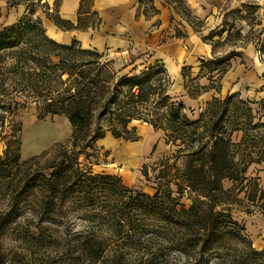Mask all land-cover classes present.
Wrapping results in <instances>:
<instances>
[{"label":"rangeland","instance_id":"1","mask_svg":"<svg viewBox=\"0 0 264 264\" xmlns=\"http://www.w3.org/2000/svg\"><path fill=\"white\" fill-rule=\"evenodd\" d=\"M89 1H86L82 9L88 14L82 15L78 26L92 25L95 22V16L88 8ZM143 1L146 3V0ZM241 1L234 6H228L229 3L226 1L216 17L207 25L202 20L195 23L196 30L201 31L205 28L206 35L203 39L211 44L214 54L209 62L202 65L197 77L191 79L190 69L182 70L184 87L191 98H196L206 88L202 86L201 78H203L201 81H204L206 77L208 79L213 77V83L208 84L207 88L219 92L220 72H225L242 58L244 50L249 49L251 52L253 49L252 54L255 53L257 60L264 63V0H260L259 4L255 0ZM0 3L7 8L4 0H0ZM34 3L36 6L33 19L41 20L43 27L47 24L46 20L57 17L59 0H51L50 4L48 0H34ZM24 11V5L6 9L4 18L0 20V24H5L0 26V30L9 25L6 21L10 14L16 16L13 20L15 22ZM28 24L26 21L20 24L23 34L26 33ZM45 35L49 37L46 30ZM104 54L103 59L109 61L117 71V81L124 75L131 78L143 71L142 63L140 65L137 62L135 69L133 67L132 70V66H122L110 54ZM5 69V63L0 62V87L2 85L0 93H3L0 98L4 105L8 103L10 96L14 95V86L10 79L2 84L1 79L9 76ZM213 71L215 74L212 75ZM63 78H66V75H63ZM144 80L142 82L144 92L139 99L146 101L137 99L133 101L132 98L127 106L129 116L125 117L128 119L126 125L120 121L118 116L120 110L113 105L106 116L94 120L91 131L88 132L89 136L88 133L86 135L89 145L79 155L80 167L97 177L111 175L117 178L95 182V186L97 184L100 186L95 188L99 198L94 206L82 207L81 202L72 199L70 202L66 201L57 211L47 212L42 205L40 193L34 197L31 194L25 202H18L16 194L25 189L22 185L26 186V183L16 185V189L12 190L8 188L9 178L0 176V264H106L117 259L121 253L124 254L122 263L129 261L137 264L141 261L143 264H264V251L261 252L264 250V215L255 203L247 199L246 189L240 190V183L229 179L223 180L224 188L229 189V195L224 198V207L230 210L232 221L236 224L232 228H237L240 236L224 235L223 244L219 247L184 248L178 244L174 233L166 224L141 208L132 218L129 230L126 229L128 227H122L103 218L104 214L100 208L102 203L119 200V195L110 191L107 184L117 187L115 191L121 192L124 201L128 196L136 197L139 193L153 195L159 183L164 188V183H167L168 179L173 181L177 177V169L179 171L184 164V156L176 153V147L171 141H166L168 139L164 133L165 117L170 115L165 104L174 102L176 108L180 96L171 89L170 77L162 65H155L150 69ZM122 87L125 88L126 85L123 84ZM3 89L7 92H3ZM134 91L137 93V89ZM217 98L226 100L224 116L226 122L223 127L231 135L233 144L240 143L244 131L254 136L264 134V128L249 129L247 124H243L249 123L250 119L252 126L264 124V100L254 102L245 96L241 98L238 93ZM16 101L19 104L13 110L12 118L21 124L22 159L41 152L55 142L71 138L72 128L64 115L46 114L40 117L33 102L23 105V98H17ZM209 101L194 108L184 105L183 112L189 120H199L206 115L205 109ZM3 103H0V106ZM246 107L251 108L250 115L245 114ZM8 114V111L5 112L4 108L0 107V118L1 115L6 118L3 123L0 119V156H3L6 136L11 127L8 122L11 116ZM236 125L242 126L243 131L236 130ZM126 129L130 132L126 133ZM113 131L127 137L134 135L136 139L125 140L122 137H115ZM101 133L102 137L93 138ZM126 149L132 151V154L126 152ZM263 149L264 142L260 141L254 146L255 151ZM44 172L47 173L48 170ZM246 176L256 178L260 189L264 190V163L251 164ZM124 182L131 185L126 191L119 186ZM170 187L174 191L172 196L184 207H188L196 196V193L188 188L178 194L177 187L172 182ZM90 233L105 242L107 246L105 260L92 262L77 258L79 249L74 244L69 247L62 245L65 240H77L81 234ZM58 241L60 244L56 243ZM132 241L134 243H131Z\"/></svg>","mask_w":264,"mask_h":264},{"label":"trees","instance_id":"2","mask_svg":"<svg viewBox=\"0 0 264 264\" xmlns=\"http://www.w3.org/2000/svg\"><path fill=\"white\" fill-rule=\"evenodd\" d=\"M4 1L7 9L24 5L25 11L17 21L0 30V62L5 63V70L9 75L1 79L2 84L10 79L14 86V95L10 96L6 105L0 98V103H3L0 107L11 116L8 119L11 124L10 132L6 136L3 156H0V176L9 178L8 188L12 190L16 189V185L26 183V186L22 185L25 189L16 194L18 202H25L31 194L34 197L40 193L42 205L47 212L57 211L66 201L70 202L72 199L81 202L82 207L94 206L99 198L95 188L100 186H95V182L117 178L111 175L97 177L80 167L78 158L88 148V132L91 131L94 120L106 116L113 105L120 110L118 116L121 123L126 125L128 119L125 117L129 116L127 106L132 98L133 101H146L139 99L144 92L142 82L150 69L163 64L155 63L147 66L140 75L131 78L124 75L117 81V71L109 61L103 59L104 53L82 48L75 39L66 45L47 37L41 20L33 19L36 6L34 0ZM86 1H80L75 25L61 18L58 13L56 18L47 17L63 31L94 27L100 20L91 8L92 0L89 1L88 8L95 16L94 24L78 26L82 15L88 14L82 11ZM137 1L144 6L143 13L146 16L157 12L153 0H146V3L143 0ZM175 4L176 12L193 27L200 21L190 15L182 0H176ZM24 21L29 23L25 34L20 30V24ZM123 84L126 85L125 88L122 87ZM134 89H137V93ZM3 92L7 91L3 89ZM17 98H23V105L33 102L40 117L46 114L64 115L72 128L71 138L55 142L41 152L22 159L21 124L12 118L13 110L19 104ZM174 105V102L165 104L170 115L165 117L164 133L168 139L166 141H171L176 147V153L183 155L185 159L183 167L179 171L177 169V177L173 181L168 179L165 186L163 185L164 188L159 183L153 195L139 193L136 197L128 196L126 201L122 200L121 192L115 191L117 187L107 184L110 191L119 195V200L105 201L99 206L104 214L103 218L128 227V230L131 228L132 218L141 208L166 224L174 233L178 244L184 248L219 247L223 244L224 235H239V230L232 228L236 224L232 221L230 210L224 207V198L229 195V189L226 190L223 186L224 179L239 182L240 190L246 189L247 199L255 203L264 215V190L260 189L256 178L246 176L251 164L264 163V149L254 150L256 143L264 142V134L254 136L244 131L240 143L233 144L231 135L223 127L226 122V100L217 97L207 103L205 120L201 117L191 121L183 112L185 106L181 101H177L176 108ZM246 113L250 115V107L245 108ZM0 119L3 123L6 118L1 115ZM251 122L250 119L249 123L243 124H247L249 129L264 128V124L252 126ZM236 128L243 131L242 126L236 125ZM128 132L130 131L126 129V133ZM113 133L115 137L125 140L136 139L133 134L127 137L118 131ZM102 136L103 133L92 137L95 139ZM45 170L48 172L45 173ZM171 182L177 187L178 194L186 188L196 193L188 207L179 205L172 196L174 191L170 187ZM119 186L123 191L128 188L123 183ZM79 237L77 240H65L62 245L69 247L74 244L79 249L77 258L92 262L107 258V246L102 238L91 233L81 234ZM56 243L60 244V241ZM123 255L121 253L117 259L106 264H136L129 261L122 263ZM137 264L143 263L139 261Z\"/></svg>","mask_w":264,"mask_h":264},{"label":"crops","instance_id":"3","mask_svg":"<svg viewBox=\"0 0 264 264\" xmlns=\"http://www.w3.org/2000/svg\"><path fill=\"white\" fill-rule=\"evenodd\" d=\"M51 0H48L50 4ZM81 0H59L58 13L61 18L76 22ZM190 15L204 23L216 17L223 4L234 6L241 0H182ZM257 1V4L260 0ZM157 12L143 13L144 6L137 0H92L91 8L97 13L99 24L86 30H60L52 21L44 25L48 36L61 44L69 45L75 39L82 48L108 53L123 66L135 69L137 62L146 69L155 63L163 64L171 83V89L180 96V101L189 107H199L212 97L238 93L241 98L251 101L264 100V63L257 60L253 49L244 50L243 57L220 74L219 92L207 88L213 77L200 82L204 88L196 98H191L185 89L182 69H190L192 76H198L203 61L214 54L212 46L203 37L205 28L196 30L184 17L176 12V4L168 0H153ZM0 3V20L6 13ZM16 16L10 14L6 24L13 22ZM0 24L1 25H4ZM43 24V23H42ZM248 55V58H246ZM125 62V64H124ZM130 63V64H128ZM207 74H210L207 72ZM211 74H215L214 71ZM134 143V142H133ZM130 155L132 151L126 149ZM131 186L129 183H123Z\"/></svg>","mask_w":264,"mask_h":264}]
</instances>
